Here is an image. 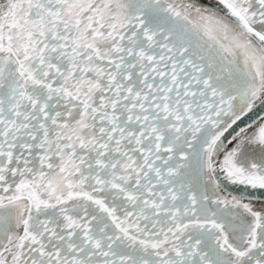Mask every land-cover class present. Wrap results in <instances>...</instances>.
<instances>
[{
	"label": "snow or ice",
	"instance_id": "snow-or-ice-1",
	"mask_svg": "<svg viewBox=\"0 0 264 264\" xmlns=\"http://www.w3.org/2000/svg\"><path fill=\"white\" fill-rule=\"evenodd\" d=\"M0 264H264V0H0Z\"/></svg>",
	"mask_w": 264,
	"mask_h": 264
}]
</instances>
